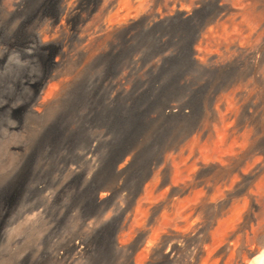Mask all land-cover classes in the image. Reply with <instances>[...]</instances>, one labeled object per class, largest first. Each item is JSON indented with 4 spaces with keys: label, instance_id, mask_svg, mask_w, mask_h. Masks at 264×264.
I'll list each match as a JSON object with an SVG mask.
<instances>
[{
    "label": "bare ground",
    "instance_id": "obj_1",
    "mask_svg": "<svg viewBox=\"0 0 264 264\" xmlns=\"http://www.w3.org/2000/svg\"><path fill=\"white\" fill-rule=\"evenodd\" d=\"M94 1L101 6L92 32L75 38L83 45L72 60L96 47L97 60L122 58L138 80L124 114L105 120L113 140L102 161L94 165L89 149L96 170L71 192L80 211L123 199L122 221L97 253L112 250L117 264H256L264 236V0ZM66 2L58 30L72 10Z\"/></svg>",
    "mask_w": 264,
    "mask_h": 264
},
{
    "label": "rangeland",
    "instance_id": "obj_2",
    "mask_svg": "<svg viewBox=\"0 0 264 264\" xmlns=\"http://www.w3.org/2000/svg\"><path fill=\"white\" fill-rule=\"evenodd\" d=\"M60 1L0 0V264L120 261L110 262L112 250L97 252L122 221L121 196L81 211L69 201L73 186L102 161L113 140L105 120L124 114L138 80L122 58L97 60L96 47L72 60L83 45L75 40L92 32L101 3L67 0L72 15L58 30ZM61 82L65 89L54 98ZM262 244L256 264H264V236Z\"/></svg>",
    "mask_w": 264,
    "mask_h": 264
}]
</instances>
